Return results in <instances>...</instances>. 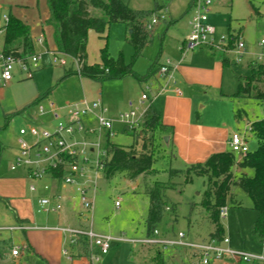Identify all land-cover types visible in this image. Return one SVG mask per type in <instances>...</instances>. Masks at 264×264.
Wrapping results in <instances>:
<instances>
[{
	"label": "rangeland",
	"instance_id": "obj_1",
	"mask_svg": "<svg viewBox=\"0 0 264 264\" xmlns=\"http://www.w3.org/2000/svg\"><path fill=\"white\" fill-rule=\"evenodd\" d=\"M12 1L29 0H0V20L5 13L15 12L14 5L11 4ZM123 1L135 9L150 10L154 8L156 0ZM157 1L161 4L165 3L166 19H162L154 25L152 41L135 59L133 69L139 75H146L157 58L160 64L165 63L168 59L175 64H180L183 59H186L185 62L192 61L191 63L198 71L206 72L205 74H192L193 79L189 83L190 86L181 81V76L178 78L174 74V77L169 79V77L160 76L158 70L154 76L147 80L127 74L121 78L99 82L77 73L67 74L65 67L71 65L70 58L65 57L67 63L63 65L54 62L49 53L42 52L41 65L45 64L38 71H41V86L49 87L48 89H51L52 92L49 98L40 103L45 106L46 111L49 110V99L55 97L63 100L84 98L95 100L99 96L103 98V103L108 107L111 117L137 106H142L144 109L150 103L161 110L164 105L163 98L167 95L177 94L176 89L179 88L181 91L179 94L184 92L182 95L184 98L192 97L191 119L187 128L189 131L192 128L203 127L204 130L210 129L208 132L211 134L214 130L221 129V135L215 136L220 140V145L217 147L210 142L199 154L191 155L188 151L181 152L174 140L171 145L166 144L164 140L161 141L155 151L154 171L146 175H139L135 179H129L123 172L111 177H107L102 170H97V173L96 170L89 172L92 181L96 182V187L92 183V188H95V191L91 188L90 193L94 199V208L88 213L90 219L87 223L76 222L73 226L80 228L85 225L84 228H92L97 233L110 235L114 238L109 252L101 256L95 264H143L142 256L138 253L137 248L146 253L145 246L147 244L120 241L118 238L141 239L144 237L145 220L150 207L147 190L157 182L172 186L165 190V195L170 204H176L174 210L171 207L166 209L158 229L161 232L168 229L171 232L186 231L192 236L198 233L201 236L209 237L213 225L207 217L206 209L201 205L206 187V177L195 175L191 182L186 183L183 176L171 177L169 171L172 168L185 169L192 163L204 162L211 155L210 153L218 152V148H222V151L231 150L230 135L227 136V134L229 132L231 134L233 130L245 131L249 121L264 117V100L234 96L240 78L250 74L248 64L255 57L254 55L264 52V48L259 46L260 40L264 38V0H211L212 4L207 14L211 22L216 25L218 32L223 34L242 33L249 50L242 62H232L227 66L222 64L224 53L220 49L215 50L205 45L191 49L186 45V40L191 32L190 20L197 8L195 4H190L192 0ZM204 1L206 0H196V3ZM48 9L46 0H41L40 13L42 15L48 13ZM92 11L98 12V9ZM171 21L173 22L170 23ZM130 32L131 29L121 22L111 23L105 32L108 35V52L115 58L122 55L127 63L132 61L134 54L133 46L129 41ZM3 33V31L0 32V40ZM48 42L49 46H52V37L49 34ZM105 42L106 40L100 37L95 29L89 31L87 43L89 63L101 60L100 49L105 45ZM46 46L48 47L47 44ZM192 55L195 56L193 60ZM225 56L229 60L234 58L232 52L226 53ZM190 57L191 61H188ZM261 61L264 62V57ZM217 63L220 65V70L211 73V70H215ZM160 64L157 65V69ZM75 66L73 65V68ZM33 76L34 78L22 77L18 71L14 80L0 82V140L3 143L0 161L1 228L17 225L19 217L30 218L31 226H53L58 222L57 216L52 212L48 214L38 211L39 199L49 195L40 183L44 179L47 181L49 179L36 180L38 189L31 191L29 187L31 179L27 176L18 177L19 169L11 170L12 161L18 151L17 138L20 128L40 126L27 119L28 112L36 114L35 106H30L21 114L12 116L7 122L8 115L23 109L32 101L30 97L38 85L36 71ZM215 78L218 79V82H206ZM162 86L164 90L160 91ZM159 91L160 94H158ZM143 93H147L149 99L142 105ZM238 110L243 113L241 119L236 118ZM40 118L43 121H53L49 112L41 114ZM94 126H96V122ZM203 129L201 128L202 132ZM114 131L115 134L110 136L113 142L122 146H129L135 142L134 135L124 132L120 123H114ZM248 137L249 148L253 151L258 146V140L250 132H248ZM89 138L100 139L101 151H104L107 142L106 133L103 135L91 134ZM90 157V163L94 165L97 150L94 153L91 152ZM248 173L252 175L253 171L248 170ZM233 193L234 201H228V213L226 217H221L225 236L229 239L231 247L263 254L264 243L254 235L252 230L258 212L253 208L249 195L241 188L234 186ZM116 201H119L120 205H117ZM77 204L79 205V198ZM78 207L79 210H82L80 205ZM82 212L86 211H81L80 216ZM55 234H59V232L48 229L34 230V228L26 230V232L0 229V253L2 254L0 264H83L76 258L74 261H69L63 255L62 249L69 246L65 236H62L63 245L60 244L57 249ZM28 245L29 248H27ZM13 246L20 247L19 259L12 257L11 248ZM132 251L135 253L133 254ZM166 251L169 254L173 249L168 248ZM177 261L180 264L179 259ZM169 264L177 263L169 261Z\"/></svg>",
	"mask_w": 264,
	"mask_h": 264
},
{
	"label": "trees",
	"instance_id": "obj_2",
	"mask_svg": "<svg viewBox=\"0 0 264 264\" xmlns=\"http://www.w3.org/2000/svg\"><path fill=\"white\" fill-rule=\"evenodd\" d=\"M50 16L46 25L53 29V41L55 49L66 54L70 59L78 60L81 64L80 74L103 82L107 79H115L133 74L140 79L147 80L159 71L162 64L157 58L149 68L146 75H139L133 69L135 59L142 54L143 48L152 41V30L147 29L146 22L155 12L163 8V4L155 1L153 9H135L123 0H46ZM192 0L190 4H195ZM98 9V12H93ZM9 21L3 33L2 51L12 54L17 58L26 59L37 52L35 38L31 32V26L26 21L12 13L8 14ZM125 23L132 29L129 41L133 46L132 61L127 63L123 56L117 58L108 52V35L105 34L111 23ZM171 21L170 23H172ZM95 29L99 36L106 40L100 49L101 60L89 63L87 43L88 33ZM232 62L225 53L222 57L224 66ZM160 64L157 69V65ZM73 63L66 68L67 74L77 73ZM250 74L241 77L234 96L239 98H255L264 100V62L257 60L248 64ZM78 74V73H77ZM51 91L39 96L34 102L41 100ZM15 111L7 116V122L16 114H21L28 108ZM236 118H243V113L238 110ZM252 125L251 132L258 140L255 150L239 158L232 150L212 153L204 162L192 163L185 169H170L171 177L183 176L186 183L193 180V176L206 177V187L203 193L201 205L207 211V217L213 225L209 236L218 240L225 236L224 226L221 222L219 210L227 206L228 201H234L233 187L238 186L246 192L252 200L253 208L258 216L253 223L254 235L264 243V117L249 121ZM123 131L134 135L135 142L129 146H122L112 141L107 135L105 145L104 174L107 177L123 172L129 179H135L139 175L153 172L156 161L155 151L164 140L165 135L173 140L174 126L163 123L161 114L154 104L150 103L145 112L144 120L137 128L123 127ZM3 143L0 140V161L2 158ZM248 170H252L250 175ZM54 176L61 179V172L55 171ZM171 185L157 182L148 188L150 207L145 220L144 236H150L159 228L163 221L167 207L172 210L176 204H170L165 195V190ZM143 246V245H142ZM146 253L137 248L142 256L143 264H169V261L180 264H195L193 253L187 250L172 248L169 254L160 244L146 245ZM134 254L135 251H132ZM212 264H242L232 259L223 258Z\"/></svg>",
	"mask_w": 264,
	"mask_h": 264
},
{
	"label": "built area",
	"instance_id": "obj_3",
	"mask_svg": "<svg viewBox=\"0 0 264 264\" xmlns=\"http://www.w3.org/2000/svg\"><path fill=\"white\" fill-rule=\"evenodd\" d=\"M159 11L152 14L146 22V27L153 30L154 25L162 19H166V5ZM212 4L211 0L204 2H195L197 7L191 20V32L186 40V45L193 49L199 46H209L213 49H220L223 53L234 54L231 62L240 63L248 53L247 42L242 33H219L216 25L209 21L208 11ZM9 21L8 15L3 17L0 22V32L5 31V27ZM35 42L44 48V53H49L54 62L65 65L67 63L66 54L58 52L46 46V37L44 33H40ZM259 46L264 48V38L259 42ZM254 60L262 62L264 52L254 55ZM42 52H36L26 59L17 58L12 54L0 53V82H9L16 72H20L24 77L31 78L34 72L41 66ZM69 58V57H68ZM76 65L77 73L80 74L81 64L78 60L71 59ZM175 68L170 60L163 63L159 69L162 77H174ZM164 87L160 90L163 91ZM160 91L158 94H160ZM177 92H181L179 88ZM149 99L147 93H143L141 104ZM38 103V109L41 114L50 112L53 123L40 126H32L30 128L22 127L19 130L17 138L18 151L12 161L11 170H24L26 176L31 179L30 190L37 191L36 180H42L46 177H53L55 171H60L61 180L64 186H72L75 189L76 197L79 198V205L83 211L89 213L94 208V199L90 196L92 183L96 187V182L90 178V171H100L104 169L105 150L101 151L102 145L100 139H90L89 135L99 133V135L112 136L115 134L114 123L118 122L123 127L137 128L144 120L147 107L137 106L129 111L120 112L117 116L111 117L109 109L104 105L101 97L95 100L84 98L81 100H67L58 103L54 99H49V110L46 111L45 106ZM91 117L96 126L86 125L85 119ZM252 125L247 123L245 131L233 130L230 134L229 143L231 150L238 154L239 158L247 155L250 151L248 132H251ZM97 157L95 164H91L90 153L96 152ZM103 156V158H101ZM45 189H50V185L46 184ZM95 191V188H92ZM120 205L119 201H116ZM64 198L60 193L49 194L39 199V212L44 213H61L64 211ZM169 209V207H167ZM228 213L227 206H222L219 210L220 217H226ZM89 217V214H87ZM38 226L28 225L19 222L17 225L1 228L11 231H26ZM44 228L60 231L69 243L67 248L62 249L63 255L73 261L75 258L84 257L87 264H95L100 257L109 252L111 242L114 238L110 235H104L95 232L92 228L75 227L70 224H57L54 226H46ZM120 241L140 242L147 245L160 244L164 249L175 248L183 249L193 253L195 264H212L214 261L229 258L234 262L242 264H264V253L257 254L241 248L231 247L229 239L224 236L218 240L215 237H207L198 239L189 235L186 231H178L173 234L166 235L159 229H156L152 235L138 238H118ZM13 256L20 255V247L13 246L11 248Z\"/></svg>",
	"mask_w": 264,
	"mask_h": 264
},
{
	"label": "crops",
	"instance_id": "obj_4",
	"mask_svg": "<svg viewBox=\"0 0 264 264\" xmlns=\"http://www.w3.org/2000/svg\"><path fill=\"white\" fill-rule=\"evenodd\" d=\"M12 2L13 3H11V4L14 5L13 9L15 12L14 13L9 12V13H12L15 16H18L19 18H21L22 20H24L28 24H30L31 32H32V35L34 38H36V36H38V34L44 33L45 37H46V44L48 45V47H51V49L52 48L55 49V44L53 41V29L51 26L46 25V20L50 16V11L48 9V13L46 12L43 15L40 13V2H41V0L12 1ZM30 9L33 11H31ZM9 13H5L4 16L8 15ZM2 20H3V18L0 20V22H2ZM209 21L211 22L210 19H209ZM212 24H214V23H212ZM48 29H50V30H48ZM48 34H49V36L51 35V37H52V44H51L52 46H49L50 43L48 42ZM2 46H3V37L0 40V53L2 51ZM36 48H37V52H43V50H44L43 47H41L40 45H37V44H36ZM193 58H195L194 55H192V60H193ZM185 60L183 59V61L180 64L179 63L175 64L171 60H170V62L172 64V66L175 68L174 74H176L178 76V78H180V76H181V81L183 83L187 84L188 86H190L189 83L193 79L192 74L198 75V74H205L206 72L205 71L200 72V71H198V69H195V66H193V64L191 63L192 62L191 57L188 60L191 62L186 63ZM251 61H253V59ZM44 64L45 63H42L40 68H42L44 66ZM40 68L38 70H36V80H37L38 85L36 84L37 87H36L33 95L30 97L32 100L31 101L32 103L30 102L27 104V105H29L28 108L30 106L36 107V114H32L31 112H28L27 119L30 121L36 122V125H46L49 123H53V121L41 120L40 112H39V109L37 106H38L39 102H42V100L49 98L52 92L50 91L41 100L33 103V101H35L39 96L43 95L44 93H46L49 90L48 89L49 87L41 86V78H42L40 76L41 71L38 72L40 70ZM66 68H67V66L65 67V72H66ZM218 70H220V65L217 63V65L215 66V70L214 69L211 70V73L217 72ZM22 77H24V75H22ZM14 78L12 80H14ZM32 78H34V76ZM216 81L218 82L217 78L211 79V80L206 81V82L214 83ZM176 93L179 94V92H177V91H176ZM183 93L184 92H182V94H179V95L175 94V95L165 96L163 98L164 105L161 108V110L155 106L161 114V119H162L163 123L174 126V134H173L174 139L173 140L177 144V147H179V150H181V152L188 151L191 153V155L199 154L200 152L204 151L205 146H208V144L210 142L212 145H216L218 147V145H220V140L215 136L221 135V129L220 130H214V132H212L211 134L208 132L210 129L204 130L203 127H200V129H197V127L192 128V129H190V131H189V129H187L189 122H190V119H191V100H192V97L187 96L184 98L182 96ZM101 99H103V98H101ZM54 100H56L58 103H63L65 101H67L66 99L63 100L59 97H55ZM68 100H71V99H68ZM76 100H78V99H76ZM37 123H39V124H37ZM85 123H86V125H89V126L95 125V122L91 117H87L85 119ZM201 128L205 132L204 131L202 132ZM229 135H230V132L227 134V136H229ZM89 137H90V135H89ZM170 139H171V137H170ZM169 143H170V141H169ZM217 150H218V152L222 151V148H218ZM212 153H210V154H212ZM18 172H19L18 177H26V171L19 170ZM46 178H48L50 181L49 180L47 181L44 179V181L40 183L41 187L43 186V188L45 189V185L49 184L50 189H45L48 191V194L60 193V194H62V196L64 198V202H65L63 212L53 213L54 215L57 216V219H58V222L55 223L54 225H56V224L60 225L63 223H68L70 225H74V223H76V222H78L79 224H82L83 221L85 223H87V221L90 218L88 217V215H87L88 213H86V212L85 213L82 212L81 216H80V212L83 210H79V207H78L79 205L77 204V197H76V192H75L74 187L64 186L61 179H55L53 177H46ZM18 222L31 225V224H29L31 222L30 218H20L19 217ZM84 226H83V228H84ZM39 229H47V228H44V226H40L39 228H36L34 230H39ZM48 230H53V229H48ZM24 232H26V231H24ZM58 232H59V234H55L56 240H57V243H56L57 249L60 247V244H61V246L63 245V237L62 236H64V235H62V233L60 231H58ZM163 233L168 235V234H173L175 232H171L170 230L166 229ZM193 237L198 238V239L207 238L205 236H201V234H198V233L197 234L195 233L193 235ZM27 248H29V245ZM0 257H2L1 253H0ZM12 257L15 259H17V258L19 259V256H13L12 255ZM58 258L60 259V256H58ZM76 259L81 260L83 262V264L88 263L87 259H85L84 257H78Z\"/></svg>",
	"mask_w": 264,
	"mask_h": 264
},
{
	"label": "water",
	"instance_id": "obj_5",
	"mask_svg": "<svg viewBox=\"0 0 264 264\" xmlns=\"http://www.w3.org/2000/svg\"><path fill=\"white\" fill-rule=\"evenodd\" d=\"M131 31H132V29H131ZM169 141H170V136H169V135H165V136H164V142H165L166 144H169Z\"/></svg>",
	"mask_w": 264,
	"mask_h": 264
}]
</instances>
